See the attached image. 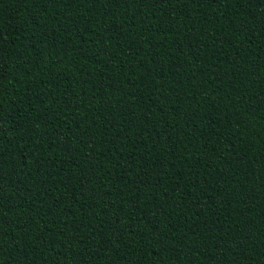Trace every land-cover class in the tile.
I'll list each match as a JSON object with an SVG mask.
<instances>
[{
    "label": "trees",
    "instance_id": "obj_1",
    "mask_svg": "<svg viewBox=\"0 0 264 264\" xmlns=\"http://www.w3.org/2000/svg\"><path fill=\"white\" fill-rule=\"evenodd\" d=\"M0 264H264V0H0Z\"/></svg>",
    "mask_w": 264,
    "mask_h": 264
}]
</instances>
